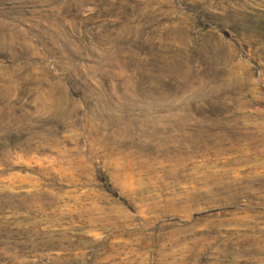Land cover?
Listing matches in <instances>:
<instances>
[{
  "label": "rangeland",
  "instance_id": "1",
  "mask_svg": "<svg viewBox=\"0 0 264 264\" xmlns=\"http://www.w3.org/2000/svg\"><path fill=\"white\" fill-rule=\"evenodd\" d=\"M0 264H264V0H0Z\"/></svg>",
  "mask_w": 264,
  "mask_h": 264
}]
</instances>
